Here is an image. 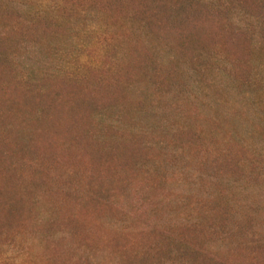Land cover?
<instances>
[{"label": "rangeland", "instance_id": "obj_1", "mask_svg": "<svg viewBox=\"0 0 264 264\" xmlns=\"http://www.w3.org/2000/svg\"><path fill=\"white\" fill-rule=\"evenodd\" d=\"M0 264H264V0H0Z\"/></svg>", "mask_w": 264, "mask_h": 264}, {"label": "trees", "instance_id": "obj_2", "mask_svg": "<svg viewBox=\"0 0 264 264\" xmlns=\"http://www.w3.org/2000/svg\"><path fill=\"white\" fill-rule=\"evenodd\" d=\"M149 9V8H148ZM183 38V39H182ZM182 38H181V40H182V42H183V44H184V46H187L185 43H186V35H182ZM183 46L180 44V48H182ZM184 49H185V47H183ZM74 108L75 107H73V110H74ZM79 109V108H78Z\"/></svg>", "mask_w": 264, "mask_h": 264}]
</instances>
